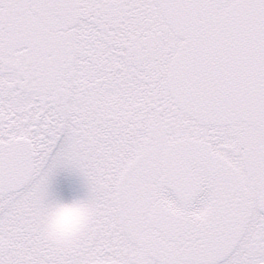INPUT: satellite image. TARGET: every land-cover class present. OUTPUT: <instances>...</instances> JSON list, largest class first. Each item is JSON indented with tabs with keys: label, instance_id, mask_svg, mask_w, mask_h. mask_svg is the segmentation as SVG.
<instances>
[{
	"label": "snow or ice",
	"instance_id": "1",
	"mask_svg": "<svg viewBox=\"0 0 264 264\" xmlns=\"http://www.w3.org/2000/svg\"><path fill=\"white\" fill-rule=\"evenodd\" d=\"M0 264H264V0H0Z\"/></svg>",
	"mask_w": 264,
	"mask_h": 264
},
{
	"label": "clouds",
	"instance_id": "2",
	"mask_svg": "<svg viewBox=\"0 0 264 264\" xmlns=\"http://www.w3.org/2000/svg\"><path fill=\"white\" fill-rule=\"evenodd\" d=\"M78 223L77 217L76 216H70V217H66L62 223H61V227L65 228V229H70L76 226V224Z\"/></svg>",
	"mask_w": 264,
	"mask_h": 264
},
{
	"label": "rangeland",
	"instance_id": "3",
	"mask_svg": "<svg viewBox=\"0 0 264 264\" xmlns=\"http://www.w3.org/2000/svg\"><path fill=\"white\" fill-rule=\"evenodd\" d=\"M65 180H66V177H65L64 174H61V176L58 177V181L61 182V183L65 182Z\"/></svg>",
	"mask_w": 264,
	"mask_h": 264
}]
</instances>
